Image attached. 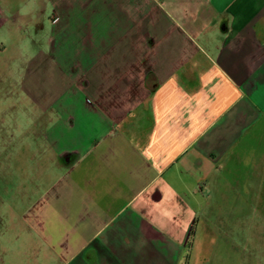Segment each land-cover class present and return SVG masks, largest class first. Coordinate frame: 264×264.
Returning a JSON list of instances; mask_svg holds the SVG:
<instances>
[{
    "label": "crops",
    "instance_id": "0c3cea01",
    "mask_svg": "<svg viewBox=\"0 0 264 264\" xmlns=\"http://www.w3.org/2000/svg\"><path fill=\"white\" fill-rule=\"evenodd\" d=\"M54 2L41 24L62 54L26 91L46 257L184 264L197 208L264 122V0Z\"/></svg>",
    "mask_w": 264,
    "mask_h": 264
},
{
    "label": "rangeland",
    "instance_id": "374dc122",
    "mask_svg": "<svg viewBox=\"0 0 264 264\" xmlns=\"http://www.w3.org/2000/svg\"><path fill=\"white\" fill-rule=\"evenodd\" d=\"M54 1L0 0V173L10 181L6 190L0 188V264H36L31 256L36 251L43 253L37 264H51L29 191V135L36 131L38 110L26 91L30 79L42 82L51 50L62 54L46 44L55 27L41 24L42 11L51 10ZM38 61L43 64L30 78L26 67ZM255 133L227 162L221 185L197 208L201 217L188 264H264V122ZM20 171L25 192L14 184Z\"/></svg>",
    "mask_w": 264,
    "mask_h": 264
},
{
    "label": "trees",
    "instance_id": "16d2710c",
    "mask_svg": "<svg viewBox=\"0 0 264 264\" xmlns=\"http://www.w3.org/2000/svg\"><path fill=\"white\" fill-rule=\"evenodd\" d=\"M192 234H193V231L190 230V231H189V241H188V243H187L188 248H189V246H190V240H191V238H192ZM188 248H187V253L184 255V264H186V262H187V258H188Z\"/></svg>",
    "mask_w": 264,
    "mask_h": 264
}]
</instances>
